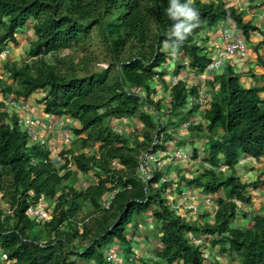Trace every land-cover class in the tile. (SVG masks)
I'll return each mask as SVG.
<instances>
[{"label": "trees", "instance_id": "1", "mask_svg": "<svg viewBox=\"0 0 264 264\" xmlns=\"http://www.w3.org/2000/svg\"><path fill=\"white\" fill-rule=\"evenodd\" d=\"M169 4L170 0H0V53L19 46L21 35L31 32L26 58L0 60V251L5 255L0 264H75V258L112 264L104 249L113 239L127 243L134 212L153 217L161 243L155 253L165 264H203L200 246L205 245L191 239L201 235L219 247V255L228 254L238 264H264V214L242 211L254 205V192L264 188V170L244 182L236 168L246 159L264 158V74L252 73L250 85L232 64L212 74L211 98L202 109L205 122L198 123L192 117L201 111V86L180 77L186 66L203 73L212 61L201 43L206 27L234 23L246 41L263 32L244 21L233 5L192 0L190 7L198 14L195 27L178 42L168 36L175 23L167 14ZM95 30L109 56L99 71L93 69L96 59L90 52ZM166 40L177 46L165 48ZM263 46L264 39L254 48L255 69L264 70ZM180 54L183 62L175 68L178 80L173 84L166 81L163 67L172 55ZM34 95L47 115L74 120L72 146L60 151V164L47 144L30 141L19 116L4 101L26 102ZM165 112L178 117L177 123H165ZM183 113L186 117L179 118ZM113 119H135L142 132H118L110 123ZM184 122L189 123L190 137L203 141L201 150L192 144L194 139L190 142L191 160L200 158L203 164L200 173L180 174L177 181L216 197L214 212L201 214L212 222L187 221L167 205L175 180L163 181V172L157 171L147 183L138 176L142 153L167 149L152 144L170 124L178 131ZM170 135L164 137L172 142ZM82 175L91 179L86 186L80 183ZM112 191L116 194L110 209L104 210L102 198ZM41 198L53 204L48 207L49 221L37 222L27 213ZM239 217L250 218L251 225H235Z\"/></svg>", "mask_w": 264, "mask_h": 264}, {"label": "rangeland", "instance_id": "2", "mask_svg": "<svg viewBox=\"0 0 264 264\" xmlns=\"http://www.w3.org/2000/svg\"><path fill=\"white\" fill-rule=\"evenodd\" d=\"M251 38H252V36H251ZM251 38H250V42H251L250 45L253 46L254 42H252ZM101 39H102L101 35L99 34V32H96V30H95L92 34L93 43H92V46L90 48V52L92 53L93 57L96 59V61L93 63V69L97 70V71L103 69L108 64L107 62L109 60V56H108V53L106 51L105 44L103 43V41ZM197 39L199 40L198 37H197ZM19 40L24 41V44L21 45L22 50L18 53V55L15 53H12L11 57L9 56L7 59H11L12 57H16V55H17V58L19 60H23L24 58H26V54H27L29 47H30V44H31V38H29V35H27L26 33H23L21 35V37L19 38ZM201 43L206 48L208 47L207 40H203ZM181 62H183V57L181 54L178 56L172 55L171 58L168 59V63L166 65H164V67H163V70H167L166 73H167L168 77L165 78L166 81L171 80V76H173L176 66L178 65V63H181ZM184 62H186V61H184ZM1 64L2 63L0 61V65ZM248 66L251 67V64H248ZM236 67H238V65H236ZM240 70H239V73L241 74V80L244 82L245 85H250V84L254 83L253 82L254 80L252 78V73L256 74V75L264 74L263 72H260L258 70H254V72H246V71H242V70L240 71ZM196 72H198V71H196ZM197 74H198V76L196 79L198 81H199V79H201V80L205 79L203 76H205L206 74L199 73V72ZM184 76L185 75H183V77ZM211 76L212 75H209L208 77L211 78ZM174 77H177V76H174ZM192 77L194 78V76H192ZM190 78H191L190 75L188 77L187 76L184 77L185 80H189ZM207 80L208 79L206 78L204 82H206ZM157 85H158V88H160V90H162L163 87H162L161 83L157 81ZM204 87L207 88L209 98H211V93L208 89L210 87V85L207 84ZM162 92L163 91L158 92L157 97H159L160 94H162ZM165 93H166L165 96L168 97L169 91H166ZM261 96L264 98V93ZM27 103H28V105H30L32 107V111L34 113H38V111L40 110L39 104H36V102L31 101V100H28ZM166 106L167 105L164 104V109ZM188 107H189V105H188ZM201 109H204V108H201ZM165 111L167 112L168 110L165 109ZM166 112H165V115L163 117V119L165 120V123H167V122L170 123V120H173L172 123H175V122L177 123L178 117H176L175 115H170ZM54 117H56V116H54ZM182 117H184V118L186 117L185 113H183L179 116V118H182ZM38 120H40V119L37 118V127L39 124ZM192 120L191 121L195 122V123L205 122L203 119V111L202 112L200 111L197 115H194V117H192ZM116 122H118V121H116L115 119L110 120V123L113 125L114 129L118 132L124 131L126 133H129V132H132L134 130L139 132V133L142 132L141 131L142 124L135 119H130V120H127V121L122 122V123H116ZM21 125H22V128L24 129L23 120H21ZM174 128H175V126L174 125L171 126V124H170L167 127L164 134H162V136L158 140L160 145L164 144L165 146H167V151L169 153L173 154L176 152H180V157L173 158L172 160H169V161L165 160L166 162L164 165V172L166 174V177H168L169 179H175L176 178L175 176H179L180 174H184L185 176H188V177L195 176L196 174L201 172V168H200V165L202 164L201 160H200V158L194 162L191 160L190 157H191L192 152L190 149H191L192 145L190 143H186L184 146L183 145L181 146V144H183L184 142H183V140H179V135L181 136L182 133H184V131L186 132V130L181 131L179 129L178 132L172 131ZM166 133L171 134L170 136L175 138V140H173V143L171 141H169L167 138L165 139L164 136ZM39 134L41 136L42 132L39 131ZM69 136H70L69 138L68 137L65 138V143H68V140L72 141L74 139L72 134H70ZM47 138H48V136H47ZM193 139H195L193 141V144L195 145V147L197 149L201 150L202 146H203V141H200L197 138H193ZM176 142H177V145H176ZM55 148L57 149V147H55ZM60 151H61L60 149H57V151L53 150L51 155L53 157H58L60 155ZM199 156H202V152L199 153ZM236 168H237V173H238L239 177H241L244 182H248V181L254 179L256 176H258L261 173V171L264 170V158L261 159L259 162H257L256 160L249 161L246 159V161L244 160L243 163H239L236 166ZM171 175H173V177ZM87 181H89V180H86L85 176L82 175L80 177L81 185H84V186L88 185ZM182 189L184 191H187L188 187H183ZM182 189L177 187V188H175L174 191H169V193L167 194V201H168L167 205L170 208L178 210L180 212V214L182 215V217H184L187 221L189 220L191 222H194L196 220H201V221L210 220V222H212L211 217L210 218L207 217L204 219L201 214H203L206 211H209L210 213L214 212V210L216 208V203H215L216 197L214 199H213V197H211L212 203L208 205V204H205V202H203V200L206 198V196H204L203 193L198 192V194H195L197 198L195 199V203H194L193 208H192V207H190V204L188 203V201L182 203V200L176 197L178 195H181ZM249 190H251V189H249ZM258 190L261 192L260 193L261 195L257 191L254 192V195L255 194L257 195V197L255 196V198H253L254 206H251V207L245 206V207H243L244 209H242V211H248L250 213V215H253L255 213H263L264 214V188H259ZM189 192L191 193L192 190H189ZM199 194H201L202 196H199ZM185 195H188V194H185ZM213 200H215V201H213ZM51 203L52 202L50 200L46 199V206L47 207H49L51 205ZM146 218H148L152 222L153 217L146 215L144 213L138 215V214H136V212H134L131 215V220H130V223L128 225L131 227H135V225H137L139 229H143V231L149 232L151 230V228L149 226L151 222L149 220L147 221ZM235 225H251L250 218L244 219L243 217H239V219L237 220ZM152 232H154V231H152ZM206 238H209V237L206 236ZM202 239L204 241L205 236H202ZM137 240L138 239L135 238L133 240L134 243L132 242V244L128 243V242L118 244V240L113 239L112 240V245H113L112 247L114 248L116 254H120L119 251L122 250L124 253L125 252L126 253L134 252L137 255V251L135 250V246H137V244H135L136 243L135 241H137ZM85 244H86V242H84V245ZM207 244H210L209 240H208ZM109 247L110 246H107L104 249V253H106V251L108 250ZM217 249H218L217 246L216 247H212V246L208 247L207 246L206 248L201 246V248H200V250H204L205 254H207L209 251L210 260L215 259L218 256L219 253H218ZM0 256H1V254H0ZM123 256L124 255H122V257ZM122 257L120 259L118 258L115 264H126V263L131 264L133 262V260L123 261ZM138 257H139V255H138ZM219 257H220L219 259L228 260V261H226V263L224 262L225 264H238L237 260H233L228 255H226L227 258L225 256L222 257L220 255H219ZM138 259L139 258H137V260ZM73 260H75V264H87V263H84L77 258H75ZM142 260H145V259H143V256H142ZM135 262H137V261L135 260ZM138 262L140 264L143 263V261H138ZM224 263H221V264H224ZM159 264H165V263L161 262Z\"/></svg>", "mask_w": 264, "mask_h": 264}, {"label": "crops", "instance_id": "3", "mask_svg": "<svg viewBox=\"0 0 264 264\" xmlns=\"http://www.w3.org/2000/svg\"><path fill=\"white\" fill-rule=\"evenodd\" d=\"M205 1H214V2L223 1V2L227 3V5H229V6L233 5L238 9L239 12L242 13L244 21H250L254 25L258 26L261 29V33L263 32L262 34L252 35L251 40H252V42H254L253 46L250 45V43H251L250 41H247L248 47H249L248 54L242 60L241 59L227 60L226 65L232 64L235 67V69H237L238 71L240 69L242 71H246V72L258 70V71L264 73L263 69H258V68L255 69L254 68V62H255V58H256V53H255L254 48H255V46H257L259 44V42L262 39H264V0H239V1H237V0H205ZM225 32H232L237 36L243 37L241 31L235 26V24L230 23V22H222V23H220L214 27H206L205 28L204 32L202 33V37L204 38V40H207L208 47L207 48L205 47V48H206L210 57L213 58L217 54H219L220 52L223 51V48H224L225 43H226L223 39V34ZM26 34L30 36L31 32L28 31ZM22 44H24V41H21L19 46L11 45L9 47V49H11V51H12L10 54V57H11L12 53H15L18 55V53L22 50L21 49ZM260 52H264V46L262 48H260ZM17 55H16V57H12L11 59H13V60L18 59ZM248 64H251V67H249ZM226 65H225V67H226ZM236 65H238V67H236ZM196 71L197 70H193V69L189 68V66H186L185 69L181 71L182 74L180 75V77H183V75L188 77L190 75L191 78L189 80H186L187 83H189V84H200V86H202V85L205 86L207 84L209 85V80H210V77H208L209 74L203 73V74H206L203 77L205 79L206 78L208 79L206 82H204L205 79L204 80L199 79V81H198L196 79L198 76V74H197L198 72H196ZM192 76H194V78ZM166 77H168V76H166ZM208 89L210 91L211 87H209ZM36 98H37V96L34 95L29 100L36 102ZM12 100L13 99L7 100L8 101L7 103H9L8 105L10 107H12V109H13L12 112L16 113L19 116L20 121L23 120V122H24V120L26 118L32 117V116L40 119V120H38V122H39L38 131L42 132L41 136H43L46 139L47 146L50 148L51 152L53 150L54 151H57V149L63 150V149H66V148L72 146L73 140L72 141L68 140V143H69L68 144V143H65V138L66 137L69 138L70 137L69 135L73 134L71 128L74 124V120H72L71 118H69L68 116H65V115L56 116V117H54L52 115H47L46 113H44L43 106L41 104H39L40 110L38 111V113H34L32 111V107L30 105H28L27 101L24 102V101H20V100H14V101H12ZM36 104H38V103H36ZM118 123H120V121ZM180 130L183 131L181 128H180ZM47 136H48V138H47ZM190 138L191 137L188 134L187 130H186V132L184 131V133H182L181 136L179 135V140H183V142H184L182 144L183 146L186 143H190V142L192 143L191 140L193 138H191V139ZM172 143H173V141H172ZM176 145H177V143H176ZM55 147H57V149ZM190 150L192 152V147ZM191 155H192V153H191ZM201 163H202V161H201ZM171 176L173 177V175H171ZM175 177L176 178L173 179L175 181L172 185L173 191L175 190V188L179 187L180 185H181V189L183 187H185L183 183L182 184L178 183V181H177L178 176H175ZM189 190H192L191 194H198V192H200L199 189H193V188L188 187V191ZM182 191H184V190L182 189ZM257 192L259 194L261 193L259 190H257ZM200 193H202V192H200ZM199 196H202V195L199 194ZM204 196L208 197V195H206V194H204ZM255 196L257 197V195L255 194L253 198H255ZM176 197L181 199L182 203L187 202V201H188V203L190 202L188 195H182L181 194V195H178ZM252 206H254V205H252ZM146 220L148 221L149 219L146 218ZM149 221L151 222V220H149ZM149 226L151 228V230L149 232L143 231V229H139L137 225H135V227H131L129 225L127 226V229H126L127 242L132 244V242L134 243L133 240L135 238L138 239L137 241H135L136 242L135 244H137V246H135V250L137 251V255L134 252H132V253L131 252L130 253L125 252L124 253L122 250H120L119 251L120 254L116 255V257H117L116 261L118 258L120 259L122 257V255H124L125 257L123 256L122 260L123 261L133 260V262L131 264H140L138 261H143V263H141V264H159V263H161V261L159 259H157V256L155 253V251L157 249H159L161 246V243L159 240V233H158V231H156L153 221L150 223ZM152 231H154V232H152ZM217 251H218V249H217ZM138 255H139V257H138ZM142 256H143V259H145V260H142ZM137 258H139L140 260L139 259L137 260ZM219 258L220 257L217 256L215 259H213V263L220 264ZM135 260L137 262H135ZM224 261H226V260H224Z\"/></svg>", "mask_w": 264, "mask_h": 264}, {"label": "built area", "instance_id": "4", "mask_svg": "<svg viewBox=\"0 0 264 264\" xmlns=\"http://www.w3.org/2000/svg\"><path fill=\"white\" fill-rule=\"evenodd\" d=\"M239 1V0H237ZM256 35H260L259 33H256ZM223 39L226 42L225 46L223 48V51L217 54L215 57L212 58V61L206 66L203 73H207L209 75H212L214 73H218L223 70V68L226 65L227 60L231 59H243L248 54V43L244 39V37H240L235 35L232 32H225L223 34ZM11 54V50L6 48L0 53V60L7 59ZM178 80L177 77H172L171 81L172 83H176ZM0 100H3V98L0 96ZM7 102L6 100H4ZM198 104H200L201 108H205L208 106L210 98L208 95V92L206 88L202 85L199 90V95L197 98ZM24 130L27 132L30 141L34 143H40V144H47L46 139L43 136H40L38 127H37V118L36 117H28L24 120ZM189 125L188 122L183 123V127H187ZM159 144V141H155L152 146H157ZM53 157V156H52ZM180 157V152L176 153H169L167 149H157L155 151H148L145 153H142L140 156V161L138 165V176L140 179L147 183L150 179H152L157 171H162L165 165V160H172L173 158ZM53 160L56 164H60L61 162V156L53 157ZM86 180L90 181L89 176H85ZM163 181L167 180L166 176H163ZM87 181V182H89ZM116 191H112L110 193H107L102 198V208L104 210L110 209L111 203L113 198L115 197ZM184 194H188L190 199V207L193 208V205L195 203V199L197 198L195 194H189L188 192H185ZM205 204H211L212 200L209 197H206L204 200ZM53 204L51 203V206ZM27 213L29 217L32 220H36L37 222H43V221H49L51 220L50 213L48 212V207L46 206V199L41 198L39 202L36 204H33L28 207ZM192 237V236H189ZM192 241L196 244L203 243L202 236L199 238L192 237ZM0 260L5 261V255L0 251ZM107 260L111 262L112 264L116 263V252L113 247H109L108 250L105 253ZM205 258L208 257L207 254L204 255Z\"/></svg>", "mask_w": 264, "mask_h": 264}, {"label": "clouds", "instance_id": "5", "mask_svg": "<svg viewBox=\"0 0 264 264\" xmlns=\"http://www.w3.org/2000/svg\"><path fill=\"white\" fill-rule=\"evenodd\" d=\"M191 2H192V0H187V3L181 4L180 0H170L169 7L167 9V14L173 21H175V23L173 24V26L168 31L169 38L174 36V37H176V41L182 42L186 38L187 34H189L192 31L193 27H195V25L192 22L197 20L198 14L193 8L190 7ZM164 46H165V48H169V47L174 48L177 45L176 44H169V42L166 40L164 42ZM172 77H174V76H171V78ZM169 81H171V80H169ZM7 102H6V104H9ZM201 111H203V110L201 109ZM181 127H182L181 128L182 130H186V128L188 126L187 127H183V124H182ZM161 172H163L164 176H166V174L164 172V168H163V170ZM168 179L169 178L167 177V180ZM171 189H172L171 191H173V188H171ZM185 192H188L190 194V192L188 190L187 191H182L181 194L185 195L184 194ZM208 197L211 198L210 196H208ZM207 243H208V240H206V238H205L203 243H201V244L205 245V246H203L204 248H206L207 246L210 247L211 244H207ZM112 246L113 245L111 244L110 247H112ZM202 251L204 252V250H202ZM204 255H205V252H204ZM207 255H208L207 258H205V256H204L203 264H216V263H213V259L210 260L209 251H208ZM224 255L226 257V255H228V254H223V255H220V256L224 257ZM218 257H219V254H218ZM224 260H226V259H220V264L224 263V262L226 263V261H228V260H226V261H224Z\"/></svg>", "mask_w": 264, "mask_h": 264}]
</instances>
